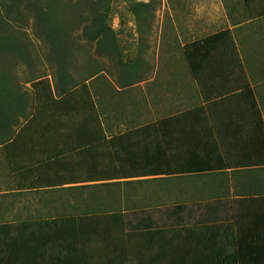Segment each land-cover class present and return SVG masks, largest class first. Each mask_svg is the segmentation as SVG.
<instances>
[{"label":"trees","instance_id":"16d2710c","mask_svg":"<svg viewBox=\"0 0 264 264\" xmlns=\"http://www.w3.org/2000/svg\"><path fill=\"white\" fill-rule=\"evenodd\" d=\"M115 2L136 16L151 9L142 0H0V146L9 171L14 175L8 148L28 129H83L96 143L81 178L39 187L16 179L18 187L264 168V115L230 29L183 47L205 97L196 109L212 114L204 115L213 122L212 145L184 148L186 141H177L179 116L107 139L89 83L104 73L97 57L112 54ZM242 5L250 20L264 19V0ZM220 205L215 215L174 207L170 225L162 223L168 209L2 224L0 264H264V198Z\"/></svg>","mask_w":264,"mask_h":264},{"label":"crops","instance_id":"0c3cea01","mask_svg":"<svg viewBox=\"0 0 264 264\" xmlns=\"http://www.w3.org/2000/svg\"><path fill=\"white\" fill-rule=\"evenodd\" d=\"M247 1L251 3L253 0ZM229 29L233 30L234 35L236 32L239 35L242 34V25H231ZM243 33L246 37L251 35L249 30ZM243 64L256 90L253 79L263 77V66L255 65L249 60H244ZM96 79L98 78L96 77L93 81ZM91 91L108 140L131 131L144 129L151 123L179 116L184 118H181L180 126L176 129L177 141H186L187 144L185 146L183 144L184 148L200 147L203 150L208 148V144L213 143L211 136H208V127L213 122L204 116L210 117L212 114L209 111L205 114L202 110L196 109L205 106L206 102L199 85L193 79L188 85H183L181 81V87L176 83L174 101L169 104L175 107L174 110H168L164 117L152 122H150L152 110L149 100H147L149 104L142 106L140 102L136 105L133 100L128 101L129 99L126 98L117 100L112 95L111 89L106 87L98 88L97 96L92 88ZM119 93H122V89ZM186 102L192 104V107L183 110L182 106ZM164 103L161 101L159 104L162 109ZM187 113L189 116H186ZM19 131L20 129L17 130L16 136L20 135ZM81 131L84 130H53L51 128L26 130L19 136L17 145L8 148L9 157L15 169L14 175L9 171V163L5 159L3 147L0 146V225L88 213L121 211L130 214L150 210L155 201L152 202L145 188L141 187V184L150 181L159 183L156 193L162 197V200L158 203L165 204L163 197L165 198L167 193L172 191L176 203L174 207L185 206L186 211L191 212L192 215L209 212L215 215L216 209L218 213H221L223 206L220 203L230 200L231 192L238 194L231 200L264 198V168H237L202 175L142 177L112 180L106 183H77L31 190L18 187L16 179L21 184L39 187L47 186L51 182L81 178L85 165L92 162L87 152L96 149V143L91 145ZM237 171L242 172L238 177L233 174ZM199 179L206 180L207 183H196ZM172 180L174 187H169V182ZM165 208L167 207L162 209Z\"/></svg>","mask_w":264,"mask_h":264},{"label":"rangeland","instance_id":"374dc122","mask_svg":"<svg viewBox=\"0 0 264 264\" xmlns=\"http://www.w3.org/2000/svg\"><path fill=\"white\" fill-rule=\"evenodd\" d=\"M142 1L151 2V9L146 16H136L126 3L112 4L110 25L113 35L108 42L112 54L97 57V63L104 73L99 74L98 79L90 84L96 96L98 88L106 87L111 89L117 100L126 98L128 101L133 100L136 105L140 102L142 106L149 104V100L152 110L150 122L164 117L168 110L175 108L169 104L174 101L176 83L181 87V81L183 85H188L193 79L184 55V45L229 29L231 25H242V34L236 32L235 35L242 60L263 66L264 72V19L250 20L249 8L246 9L242 5V0ZM245 30H249L251 35L244 36ZM246 75L248 76L247 73ZM253 82L264 115V74L261 79H253ZM121 89L122 93H119ZM161 101L165 102L163 109L159 106ZM190 107L192 104L186 102L182 109ZM233 174L238 177L242 172ZM169 183V187H174L173 180ZM196 183L207 182L199 179ZM158 185V182L150 181L141 184V187L145 188L152 202L155 201L150 207L151 210L164 207H167L164 210H169L168 216L162 217L170 218L162 223L174 224L173 218L176 217L169 215L174 214V193L168 192L167 196L163 197L166 203L160 204L158 201L162 200V197L156 193ZM235 195L238 194L231 192L230 200ZM152 214L157 213L154 211ZM186 222H190V219Z\"/></svg>","mask_w":264,"mask_h":264}]
</instances>
